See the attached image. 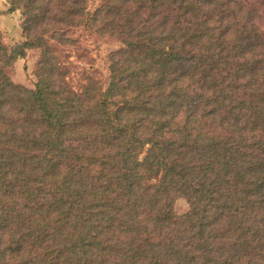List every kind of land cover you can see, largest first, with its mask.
Masks as SVG:
<instances>
[{
	"label": "trees",
	"instance_id": "1",
	"mask_svg": "<svg viewBox=\"0 0 264 264\" xmlns=\"http://www.w3.org/2000/svg\"><path fill=\"white\" fill-rule=\"evenodd\" d=\"M0 264H264V0H9ZM118 41L78 90L57 45ZM39 49L32 86L10 66ZM183 198L187 209L177 212Z\"/></svg>",
	"mask_w": 264,
	"mask_h": 264
},
{
	"label": "rangeland",
	"instance_id": "2",
	"mask_svg": "<svg viewBox=\"0 0 264 264\" xmlns=\"http://www.w3.org/2000/svg\"><path fill=\"white\" fill-rule=\"evenodd\" d=\"M8 5L9 0H0L1 10H5ZM21 21L20 10L0 13V34L3 42L12 44L22 39ZM69 34L77 38L75 46L57 45L54 41L48 40L58 50L60 60H64L69 66L66 80L76 90L82 87L87 76H92L105 84L108 77V52L119 47L120 43L106 37L91 35L83 29H77ZM38 57L39 49L26 50V56L10 66L8 73L15 81L32 86L35 80L32 72ZM174 207L180 213L187 209V203L183 198H178Z\"/></svg>",
	"mask_w": 264,
	"mask_h": 264
}]
</instances>
